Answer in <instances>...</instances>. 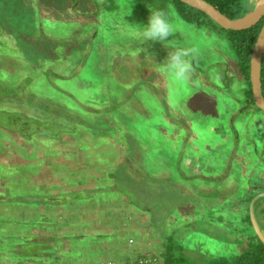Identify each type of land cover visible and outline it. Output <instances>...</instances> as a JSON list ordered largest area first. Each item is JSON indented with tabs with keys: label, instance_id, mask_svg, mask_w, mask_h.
I'll use <instances>...</instances> for the list:
<instances>
[{
	"label": "rangeland",
	"instance_id": "1",
	"mask_svg": "<svg viewBox=\"0 0 264 264\" xmlns=\"http://www.w3.org/2000/svg\"><path fill=\"white\" fill-rule=\"evenodd\" d=\"M154 10L148 0H0V264H118L111 249L128 237L161 264L148 209L129 206L130 225L113 232L101 226V204L112 213L109 202L123 203L98 195L117 163L136 181L147 174L176 188L184 203L175 199L162 228L179 230L192 261L246 249V200L264 193V114L248 104L218 28L188 24L169 6L191 35L134 36L129 24L146 25ZM193 44L190 79L167 76L168 52ZM62 112L76 120L63 123ZM254 214L264 236V197ZM26 241L53 258L31 263Z\"/></svg>",
	"mask_w": 264,
	"mask_h": 264
},
{
	"label": "trees",
	"instance_id": "2",
	"mask_svg": "<svg viewBox=\"0 0 264 264\" xmlns=\"http://www.w3.org/2000/svg\"><path fill=\"white\" fill-rule=\"evenodd\" d=\"M204 1L212 5L228 19L240 18L249 10H245L242 7V3L246 0ZM148 2H150L156 10L165 11L167 7L171 6L177 16L188 24L197 25L199 27L213 26V29L218 28L222 31L230 49L238 58V68L246 86L244 96L249 105L254 106L257 112L262 113L258 108H256L252 99L249 66L252 50L263 25L264 17L253 27L242 31L224 30L211 21L204 13L185 5L178 0H148ZM261 90L264 98V56L261 63ZM39 105L42 107V104ZM28 108L32 110L33 106H29ZM66 113H68V111H66ZM66 113H59L63 114L62 117H60L63 123L66 121L74 122L76 120L73 115ZM133 143V141L129 142L128 140L129 145L132 146ZM106 180V188L104 190L99 189L101 192L98 193V195L103 196L109 192H115V194L122 199L123 205L126 209H129V206H134L141 210L148 209L144 210V212L150 214L149 223L152 228L160 234L163 241V251L160 255L161 264H264V244L258 240L253 230V235L247 238L248 245L246 249L237 256L230 258H208L205 262L192 261L191 258L185 255L184 246L177 238L179 230L175 229L174 231L165 233L162 228V225L166 226L170 224L167 221H170L168 219L172 213L171 209L174 207L172 205L176 201L175 199H179L180 197V194H178L174 186L169 185L165 182V180H157L147 174H144L141 180L136 181L126 173L125 166L122 164L118 165V163L115 165L113 170L107 173ZM109 181L112 183V186H109ZM254 196V193H250L246 203H250ZM78 198L79 197H75L74 200ZM179 200H181V198ZM182 203L184 202L181 200L178 204ZM246 219L251 226L249 214H247ZM158 220L161 221V224ZM187 225L189 224H186V226ZM26 242L25 244H21L24 248V254L22 255L33 261L31 263H34V261L37 260H45L46 258L51 260L53 258V255L49 252V250H44L41 245H35L31 241Z\"/></svg>",
	"mask_w": 264,
	"mask_h": 264
},
{
	"label": "water",
	"instance_id": "3",
	"mask_svg": "<svg viewBox=\"0 0 264 264\" xmlns=\"http://www.w3.org/2000/svg\"><path fill=\"white\" fill-rule=\"evenodd\" d=\"M181 3L204 13L211 21L224 30L242 31L256 25L264 17V0H253L251 11L237 19H228L204 0H178ZM264 53V22L252 50L249 66V79L254 105L264 114V98L261 90V61ZM264 197V193L255 195L248 206L252 230L258 240L264 244V236L255 220L254 205Z\"/></svg>",
	"mask_w": 264,
	"mask_h": 264
},
{
	"label": "clouds",
	"instance_id": "4",
	"mask_svg": "<svg viewBox=\"0 0 264 264\" xmlns=\"http://www.w3.org/2000/svg\"><path fill=\"white\" fill-rule=\"evenodd\" d=\"M131 12V6H130ZM147 24H129L134 26V36L145 42H159L164 44L174 34L191 35L183 25L176 22L169 12L164 10L150 11ZM200 48L193 44L190 47L176 46L174 51L168 52L163 63V72L174 80H188L192 73L190 57L200 55ZM262 62V61H261Z\"/></svg>",
	"mask_w": 264,
	"mask_h": 264
},
{
	"label": "crops",
	"instance_id": "5",
	"mask_svg": "<svg viewBox=\"0 0 264 264\" xmlns=\"http://www.w3.org/2000/svg\"><path fill=\"white\" fill-rule=\"evenodd\" d=\"M116 197H117L116 200H114L116 204H118L117 203V199L120 200L121 202H123L122 199H120L118 196H116ZM103 204L104 203L101 204V207L99 208L100 210L97 211V213L99 212L100 214L104 215V217H105V218H100L102 227H104V226L106 228L109 227V232H111V231L113 232V231L117 230L118 228L125 227L127 224L130 225L131 220L129 218V215H127V209L124 207L123 203H119L120 206H115L113 204V202H109V211H111V209H113L112 213H106V210L104 209L105 204L104 205ZM96 207H97V203H95V201H94L90 205L89 209H90V211H94L95 212L96 211ZM124 210H125L126 213H124ZM100 211H102V212H100ZM99 213H98V215H99ZM88 216L92 217L93 213L85 214L84 217L86 218ZM89 220L90 219L86 220L88 225H89ZM94 224H95V222L94 223H90L89 226L95 227ZM132 224L134 225L133 221H132ZM110 235H111V233H109V239H110ZM104 237H106V236L105 235L98 236V238H101V239L104 238ZM128 240H130L129 237H128ZM128 240H127V242H128ZM127 245L124 242L121 246H118L116 250H113L114 248L111 249L112 252L113 251H118V252H113L114 254H116V255L121 254L120 257H118L119 258L118 261H117L118 264H124L127 261L134 260L137 257H139L141 254L144 253V251H143L144 247H142V248L135 247L132 250V249H130V246H127ZM131 245H133V244H131ZM119 247H120L121 250L119 249Z\"/></svg>",
	"mask_w": 264,
	"mask_h": 264
},
{
	"label": "built area",
	"instance_id": "6",
	"mask_svg": "<svg viewBox=\"0 0 264 264\" xmlns=\"http://www.w3.org/2000/svg\"><path fill=\"white\" fill-rule=\"evenodd\" d=\"M128 244L130 245L133 244L131 239L128 240ZM101 264H115V263L109 261L107 263H101ZM124 264H159V260L156 256L144 252L136 259L127 261Z\"/></svg>",
	"mask_w": 264,
	"mask_h": 264
},
{
	"label": "flooded vegetation",
	"instance_id": "7",
	"mask_svg": "<svg viewBox=\"0 0 264 264\" xmlns=\"http://www.w3.org/2000/svg\"><path fill=\"white\" fill-rule=\"evenodd\" d=\"M249 1L254 2L253 0H248V2H249ZM248 2H247V3H248ZM263 56H264V53H263ZM262 58H263V57H262ZM261 63H262V62H261Z\"/></svg>",
	"mask_w": 264,
	"mask_h": 264
}]
</instances>
